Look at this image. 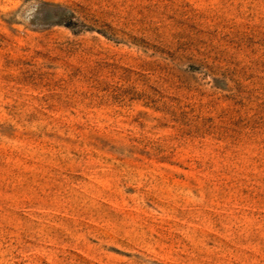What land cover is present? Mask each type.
I'll return each instance as SVG.
<instances>
[{"label": "rangeland", "instance_id": "obj_1", "mask_svg": "<svg viewBox=\"0 0 264 264\" xmlns=\"http://www.w3.org/2000/svg\"><path fill=\"white\" fill-rule=\"evenodd\" d=\"M0 264H264V0H0Z\"/></svg>", "mask_w": 264, "mask_h": 264}]
</instances>
